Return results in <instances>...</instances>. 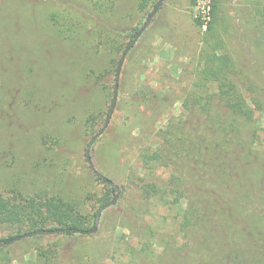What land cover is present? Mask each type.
Instances as JSON below:
<instances>
[{
    "label": "trees",
    "instance_id": "obj_1",
    "mask_svg": "<svg viewBox=\"0 0 264 264\" xmlns=\"http://www.w3.org/2000/svg\"><path fill=\"white\" fill-rule=\"evenodd\" d=\"M44 1L49 0H0L3 144L8 126L21 123L19 118H50L57 101L65 98L66 87L57 90L58 84L52 78L46 79L48 60H42L41 71L35 68L34 55L39 61L44 41L39 39L38 24V34L33 33V38L40 42L39 47L27 50V60L18 57L25 51L24 27L27 22L31 25L34 19L37 21V7ZM59 2L45 24L52 29L55 42H65L76 50L75 74L79 82L68 83L74 91L68 97L73 100L72 106L80 98L83 100L85 132L93 136L101 130L98 124L111 108L120 57L141 27L136 25L129 29L131 32L123 30L120 21L132 19L135 6L140 21L144 15L147 19L150 4L154 6L157 1L136 0L134 7H123L119 0ZM257 3L253 7L256 32L252 39L264 47V8L259 0ZM220 19L217 3H213L212 20L203 37L201 53L195 58L196 66L193 70L187 68L192 75L191 85L181 96L175 98L167 87L157 88L141 81L130 98L121 95L118 99V110L130 106L137 118L145 113L141 106L152 112L141 127L133 118L136 127L143 129L138 136L141 146L136 142L143 174L136 181L138 207H131L132 218L128 215L126 219L134 235H145L150 230L154 242L163 247L162 252L154 254L151 242L144 241L140 248L130 250L125 264H264V149L260 148L263 145L258 120L251 104L262 106L256 96H247L232 81L231 74L242 72L236 63L232 64L230 54L217 52L221 45ZM51 42L48 38L50 50ZM16 60L13 70L11 62ZM36 75L38 82L32 81ZM124 84L122 75L120 86ZM248 91L255 92V88L249 85ZM177 99L181 100V112L175 115L172 109ZM161 117H166L167 124L154 130L150 123ZM48 130L43 126L41 138L49 150L54 149L53 144L60 145V138L54 139ZM116 130H109L108 135L118 139ZM0 165H4L3 159ZM94 175L104 184L103 190L87 188L70 194L66 184L61 183L60 191H51L46 184L29 193L16 188L0 191V225L11 231L0 242L43 228H62L64 234L76 233L72 228L92 229L100 206L116 194L108 181ZM159 208H165L167 213L157 219ZM149 218L162 221L164 229L157 232Z\"/></svg>",
    "mask_w": 264,
    "mask_h": 264
},
{
    "label": "rangeland",
    "instance_id": "obj_2",
    "mask_svg": "<svg viewBox=\"0 0 264 264\" xmlns=\"http://www.w3.org/2000/svg\"><path fill=\"white\" fill-rule=\"evenodd\" d=\"M259 1L261 9L264 8V0ZM119 2L123 7H134L136 0ZM43 3L37 7L39 11L37 21L34 19L30 22L31 25L27 22L24 27L22 48L25 51L18 57L27 60L29 55L27 50L39 47L40 42L33 38V33L38 34L36 31L38 24L39 39L44 41L40 44L41 52H37L40 56L39 61L34 55L35 68L41 71L42 60L47 59L45 68L47 67L49 74L45 73L46 79L52 78L51 81L54 80L55 84H58L57 90L58 87L65 86V98L59 95L58 105L48 116L50 118H19L24 122L21 120V123L8 126L6 136H3L6 140L2 138L4 144L0 142L2 156L0 161L3 159L4 162V165H0V191L16 188L29 193L44 184L49 185L51 191H60L61 183L66 184V190L70 194H77L87 188L100 191L103 190L104 184L96 178L86 159V147L92 135L85 132L83 100L80 98L72 106L73 100L68 97L74 93L68 83L79 82L74 63L78 55L76 56V50L69 44L55 42L52 29L47 28L45 24L49 23L48 14L51 9L60 5L59 0ZM213 3H217L221 18L218 25L221 45L217 52L230 54L232 64L236 63L237 69L242 72L231 74L232 81L243 89L247 96L253 94L259 99L261 108L258 105L251 106L258 120V123L256 121L255 123L259 126L263 145L260 148L264 149V47L252 39L256 32L253 7L258 5L257 0H212V10ZM149 8L152 9L153 6L150 4ZM137 9L135 6L136 15L132 19L127 17L120 21V28L129 30L136 25L141 26L146 21L145 15L140 21L141 15ZM197 20H199L197 0H164L147 29L134 48L132 47L133 51L131 49L126 57L121 72L125 84L122 87L119 81V97L122 95L126 99L130 98L131 92L137 91L141 81L157 88L167 87L175 98L181 96L191 85L192 75L187 72V68L193 70L196 66L195 58L201 53L204 46L203 37L209 27L208 24L204 28ZM48 38L53 42L51 50L47 44ZM248 47L251 53H248ZM17 62L18 60L11 62L13 70ZM38 80L37 75L32 79L35 82ZM41 82L43 83V79ZM249 85L255 88V92L248 91ZM106 107L109 108V105ZM131 108L124 106L118 110L117 101L110 124L91 148L97 169L120 188L116 202L102 211L97 231L88 234L77 232L64 234L60 231L21 238L0 246V264H125L129 259L130 250L140 248L144 241L151 242L154 254L162 252L163 247L152 239L153 232L147 230L145 235H134L126 219L131 216V207L137 208L136 202L140 200L139 187L136 184L143 174V169L137 161V154L141 146L138 136L143 129L140 130L139 127L152 116L151 111L141 106L140 110L145 113L142 114V118H137ZM180 112L181 100L177 99L172 113L178 115ZM103 118L102 123L98 124V130L103 127L107 115ZM133 118L138 120L139 127H136ZM150 124L154 130H159L165 127L167 119L161 117L156 123ZM43 126L50 129L48 132H52L51 137L60 138V145L53 144L54 149L45 148L41 138ZM114 128L117 129L118 139L108 135V131ZM136 142H139L140 146H137ZM56 159L57 161H54ZM133 165L137 170L135 175ZM166 213L165 208H159V212L156 213L157 219ZM157 219L149 218L148 222L160 232L164 228L162 221ZM10 233V230L0 225V239L9 236Z\"/></svg>",
    "mask_w": 264,
    "mask_h": 264
},
{
    "label": "water",
    "instance_id": "obj_3",
    "mask_svg": "<svg viewBox=\"0 0 264 264\" xmlns=\"http://www.w3.org/2000/svg\"><path fill=\"white\" fill-rule=\"evenodd\" d=\"M163 1L164 0H157V2L155 3V5L153 6V8H152V10H151L148 18L141 25V27L139 28V30L135 34V36L132 39V41L130 42V44L127 46V48L125 49V51L122 53V55L120 57V60H119V63H118L117 70H116V81H115L114 96H113V101H112L111 108L109 110L108 116H107L106 121H105L103 127L101 128V130H99L98 132H96L92 136V138L89 140V142L87 144V147H86V159H87V162H88L89 166L91 167V169L93 170V172L96 175H98L102 179L108 181L115 188V190H116L115 197L112 200H110V201H108L105 204H103V205L100 206V208L97 211L95 225L93 226L92 229L86 230V229H81V228H72L71 230L74 231V232H77V233H80V234H88V233H94V232H96L97 229H98V225H99L100 219H101L102 211L106 207L114 204L116 202V200L118 199L119 195H120V188H119V186L112 179H110L109 177H107L106 175H104L103 173H101L97 169V167H96V165H95V163L93 161L92 155H91V148H92L93 143L96 141V139L99 138L102 135V133L106 130V128L108 127V125L111 122L113 113H114L115 108L117 106V101H118V97H119V81H120L121 72H122V68H123L124 62L126 60V57H127L128 53H129V51L132 49V47L137 43V41L140 38V36L142 35V33L149 26L151 20L155 16L156 12L158 11V9L161 6V4L163 3ZM66 230L68 231L69 228H66ZM60 231H62V228H57V229H47V228H43V229H38V230L27 231V232H24V233H22L20 235L15 236L10 241L0 242V246H2V245H8V244H10V243H12L14 241H17V240H19L21 238H26V237H30V236H33V235H39V234H48V233L51 234V233L60 232Z\"/></svg>",
    "mask_w": 264,
    "mask_h": 264
},
{
    "label": "built area",
    "instance_id": "obj_4",
    "mask_svg": "<svg viewBox=\"0 0 264 264\" xmlns=\"http://www.w3.org/2000/svg\"><path fill=\"white\" fill-rule=\"evenodd\" d=\"M198 18L206 28L212 19V0H197Z\"/></svg>",
    "mask_w": 264,
    "mask_h": 264
}]
</instances>
